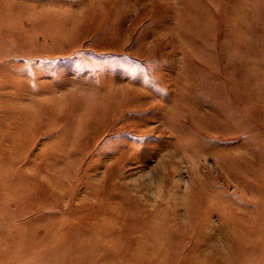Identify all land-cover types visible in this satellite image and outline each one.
<instances>
[{
	"label": "rangeland",
	"instance_id": "rangeland-1",
	"mask_svg": "<svg viewBox=\"0 0 264 264\" xmlns=\"http://www.w3.org/2000/svg\"><path fill=\"white\" fill-rule=\"evenodd\" d=\"M0 264H264V0H0Z\"/></svg>",
	"mask_w": 264,
	"mask_h": 264
}]
</instances>
